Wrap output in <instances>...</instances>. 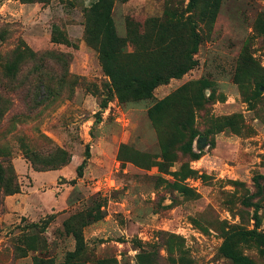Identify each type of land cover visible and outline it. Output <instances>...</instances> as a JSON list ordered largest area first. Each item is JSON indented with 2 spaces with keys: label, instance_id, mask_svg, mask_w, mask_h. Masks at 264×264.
<instances>
[{
  "label": "rangeland",
  "instance_id": "374dc122",
  "mask_svg": "<svg viewBox=\"0 0 264 264\" xmlns=\"http://www.w3.org/2000/svg\"><path fill=\"white\" fill-rule=\"evenodd\" d=\"M94 1L0 0V159L19 189L0 178V264H264V0H220L213 22L210 0H113L128 51L148 18L197 20L196 64L151 96L112 87Z\"/></svg>",
  "mask_w": 264,
  "mask_h": 264
},
{
  "label": "trees",
  "instance_id": "16d2710c",
  "mask_svg": "<svg viewBox=\"0 0 264 264\" xmlns=\"http://www.w3.org/2000/svg\"><path fill=\"white\" fill-rule=\"evenodd\" d=\"M198 2V0L190 2L194 14L197 11ZM210 2L209 18L206 22L215 21L220 0H210ZM112 7L113 0H95L91 11L96 14L95 18L101 23L100 41L97 47L102 57L104 70L111 77V85L115 90L123 92L133 89L135 93L151 96L157 86L182 76L196 64L194 54L198 51L202 35L197 27L195 15L192 14L187 19L188 31L183 33L170 22H162L156 17L148 18L145 23L149 26V31L137 35L134 40V50L128 51L126 39L118 36L115 31L111 16ZM170 98L171 96H167L158 101L149 110L150 117L155 118L162 107L171 104ZM106 104L105 102L103 106L106 107ZM195 135L196 133H191V140L186 144L189 151H192V140ZM125 146V144L122 145L119 150L122 160ZM89 154L88 147V156ZM7 162V158L0 159V178L4 186L8 187V192H16L19 189L11 166ZM160 164H163L162 161ZM85 165L86 160L78 166V177L83 176ZM77 238L80 240L81 235ZM230 256L241 264H254L248 257L237 254H230Z\"/></svg>",
  "mask_w": 264,
  "mask_h": 264
}]
</instances>
